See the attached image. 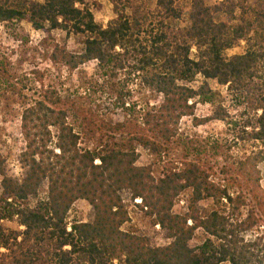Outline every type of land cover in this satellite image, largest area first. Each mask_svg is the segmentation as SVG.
Here are the masks:
<instances>
[{
  "label": "trees",
  "instance_id": "obj_1",
  "mask_svg": "<svg viewBox=\"0 0 264 264\" xmlns=\"http://www.w3.org/2000/svg\"><path fill=\"white\" fill-rule=\"evenodd\" d=\"M148 1L110 0L115 19L104 28L86 0H0V25L82 37L80 53L56 47L53 62L69 73L96 62L119 107L136 81L162 97L146 112L143 130L116 124L94 149L69 122L79 109L54 88L27 101L21 181L7 176L0 153V264H264V0H189L188 26L179 29L173 23L182 19L181 0H154L153 11ZM242 44V55L226 56ZM210 81L226 89L235 115ZM198 104L214 106L211 117L198 118ZM184 118L195 126L225 123V144L181 140ZM179 144L178 167L165 165L159 178L151 166H137V147L167 162ZM123 191L167 232V246L152 248L123 230L130 221ZM185 192L186 212L176 214ZM79 201L93 208L92 223L68 222ZM204 202L213 206L207 215ZM12 224L17 228L7 229ZM198 231L205 239L191 246Z\"/></svg>",
  "mask_w": 264,
  "mask_h": 264
},
{
  "label": "rangeland",
  "instance_id": "obj_2",
  "mask_svg": "<svg viewBox=\"0 0 264 264\" xmlns=\"http://www.w3.org/2000/svg\"><path fill=\"white\" fill-rule=\"evenodd\" d=\"M219 1L209 0L208 5L213 6ZM86 3L94 15L95 22L100 26L105 28L115 19L110 0H86ZM189 4V0L179 2L183 16L181 20L173 23L174 29L188 26ZM146 7L153 11L155 1L149 0ZM222 20L225 21V18ZM82 42V37L67 36L59 30L35 31L28 23L9 27L0 25V153L5 160L7 176L15 181H21L26 172L21 165V154L25 148L21 132V115L27 101L37 95L42 87L54 88L61 97L69 101L67 107L79 109L77 116L71 117L69 122L74 125L76 132L82 134V145L91 149L96 148L102 139L109 140L112 136L110 129L116 124L127 123L129 125L131 123L132 126L138 125L143 130L142 124L146 112L162 103V97L151 94L136 81L129 89L130 95L127 97L125 107H119L110 87L100 75L96 62L87 64L73 73H69L61 64L53 62L52 55L56 47L66 49L71 53H80ZM244 47L245 45L242 44L241 47L227 52L226 56L242 55ZM209 84L214 90L222 93L226 99L223 106L235 115L236 111L230 108L226 89L218 87L215 81H210ZM214 109V106L198 104L195 114L200 119L209 118ZM227 127L225 123L217 121L195 126L192 119L184 118L179 126L180 139L196 140L204 146H207L208 141L217 142L219 146H223L228 138ZM136 152L140 156L137 166H151L154 176L159 178L165 165L178 167L177 164L181 161L184 150L183 145L179 144L167 162L151 156L142 147H137ZM206 159L208 163H211L210 165H215L212 157ZM259 170L262 178L261 185L264 189V163ZM1 181L2 178H0V196L2 194ZM46 195L47 184L44 183L40 189L39 198L43 199ZM120 195L130 217V221L123 227V230L145 237L152 248L167 246L171 242L167 237V232L157 226L155 220L137 206L141 201H132L128 191H123ZM189 198L190 192L181 195L176 201L174 213L184 214ZM212 208L210 202L200 205L203 215H207ZM93 220V208L86 202L79 201L73 206L68 222L92 223ZM6 227L15 229L17 225H6ZM19 230L24 229L19 228ZM204 239L205 235L202 231H198L191 246L200 245ZM247 239H250V236Z\"/></svg>",
  "mask_w": 264,
  "mask_h": 264
}]
</instances>
